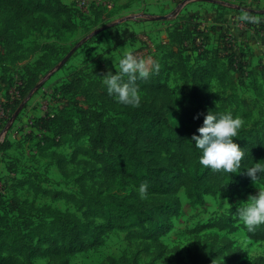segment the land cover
<instances>
[{"label": "rangeland", "instance_id": "obj_1", "mask_svg": "<svg viewBox=\"0 0 264 264\" xmlns=\"http://www.w3.org/2000/svg\"><path fill=\"white\" fill-rule=\"evenodd\" d=\"M35 1L46 8L41 14L46 23L38 21L24 37L13 34V53H6L5 42L0 41V89L20 81L25 94H31L25 103H14L0 122V146L7 147L0 152V185L5 189V194H0V206L15 216L22 227L48 221L42 212L45 207L81 217V210L72 200L52 199L43 191L83 198V181L87 190L101 193L107 202L121 195V186L104 184L99 165L90 158L107 155V150L82 138L74 144L64 142L54 150L41 151L43 132L34 127V121L59 113L60 120L71 122L66 132L69 137L82 121L93 125L106 118L114 120L115 116L106 109L93 102H81L78 90L72 93L61 86L72 82L76 76L71 74L81 71L91 75L96 66L102 67L105 74H114L122 47L133 53L145 50L141 58H155L162 69L164 64L178 61L171 51L179 46L184 51L181 63L189 79L204 57L197 56L193 48L201 46V50H218L225 58L232 56L234 70L202 86L204 115L209 110L231 112L243 118L240 130L261 129L264 125V0H167L171 5L168 9L163 7V0H154L157 11L149 9L146 0H98L101 7L92 8L91 12L77 10V6L84 9L89 0L83 5L77 0ZM107 3L111 9L105 8ZM184 11L189 17H184ZM185 20L197 23L203 30L201 36L196 35L191 24L184 25ZM173 23H182L181 31ZM6 25L5 20L0 21L1 37L6 34ZM199 38L203 44L198 43ZM88 79L85 76L84 83ZM136 83L141 102L163 112L176 132L184 133L190 140L198 124L181 114L186 96L177 74L164 70L159 78L151 75ZM70 85L74 89L73 83ZM140 149L146 150L144 146ZM51 151L60 154L64 161L59 163L50 157ZM154 154L164 157L159 148L154 149ZM22 181L25 183L17 185ZM246 188L248 192L243 197L206 196L202 205H191L181 191L177 194L178 208L169 229L161 235L160 246L149 243L146 254L143 246L128 243L124 233L112 232L101 246L73 255L69 263L110 264L109 260H119L117 264H264V241L250 240L239 218L231 217L224 230L212 227L216 219L258 191L251 179ZM132 192L137 190L126 186L123 194ZM12 198L19 203L13 212L9 209ZM157 203L143 199V208L148 210ZM94 225L90 222L88 230ZM31 264L51 263L36 257Z\"/></svg>", "mask_w": 264, "mask_h": 264}, {"label": "trees", "instance_id": "obj_2", "mask_svg": "<svg viewBox=\"0 0 264 264\" xmlns=\"http://www.w3.org/2000/svg\"><path fill=\"white\" fill-rule=\"evenodd\" d=\"M100 7L92 6L90 12L92 8ZM45 9L35 0H0V21L5 20L7 23L4 26L7 29L6 34L0 36V41L5 42L6 53L15 51L13 34L24 37L30 27L38 21L46 23L45 17L41 15ZM173 24L178 28V32L181 31L182 23ZM189 24L197 31L196 35L201 36L199 34L203 30L199 25L184 21V25ZM167 42V45L171 44L169 35ZM192 50L197 56L204 57L201 63L196 65L191 79L182 67L181 58L184 51L183 48L179 49V46L171 51L172 57L178 58V61L169 66L164 64L163 68L152 76L159 78L164 70L177 74L186 96L181 114L187 121L197 123L200 127L204 118L202 86L215 77H226L234 68L232 56L225 58L218 50ZM169 57L165 56V59ZM92 69L94 70L91 75H83L81 71L71 74L76 77L64 87L61 86V89L72 93L78 90L77 97H80L81 102H93L112 113L115 119L106 118L93 125L82 124V121L78 130L69 137L66 132L71 128V122L60 120L59 113L36 119L34 127L43 132L41 151L60 147L64 142L70 141L74 144L82 138H87L95 146L107 150V155H91L90 158L99 165L104 184L121 186V195L114 201L107 202L101 193L87 190L83 181L80 182L81 191L85 194L83 198H75L64 192L43 191L52 199L63 197L72 200L81 210V217L45 207L42 212L47 214L48 221L41 220L23 227L15 216L10 215L9 211L4 212V208L0 206V264H31L36 257H42L51 264H70V257L101 246L112 232L124 233V239L128 243H138L144 247L147 254L149 243L161 245V235L169 229L171 219L178 208L179 192L184 193L191 205H202L206 196L243 197L248 192L246 184L250 180L244 168L251 166L253 162H264L263 125L261 129H242L238 137L234 138V142L244 148L245 152L239 173L229 175L223 171L214 172L206 168L199 161V150L184 133L176 132L163 112L145 102H140L138 107L116 102L101 84L104 69L99 66ZM261 71L264 74V65L261 66ZM85 76L90 77L86 83L83 81ZM70 83H73L74 89ZM30 96L31 94H25L23 86L20 100L15 101V104L25 103ZM197 116L198 118L194 119ZM196 134L198 135L197 132ZM140 146H144L146 150H141ZM6 148L0 146V152ZM155 148H159L163 158L154 154ZM77 149L81 151L80 148ZM51 155L59 163L64 161L60 154L52 152ZM145 181L149 185L147 199L159 202L148 210L143 208V199L137 192L123 194L126 186L136 190ZM16 183L22 185L25 182ZM257 183L264 186V177ZM36 192L41 193L39 190ZM0 194L4 195L5 192ZM18 204L17 200L12 198L9 209L13 212ZM237 207L230 209L226 216L216 219L212 227L218 230L226 229L231 217L239 218L235 213ZM90 222L95 225L89 231ZM248 238L255 242L264 241V225L249 232ZM118 261L109 260V263L117 264ZM123 261L127 263L130 260ZM130 264L136 263L131 261Z\"/></svg>", "mask_w": 264, "mask_h": 264}, {"label": "clouds", "instance_id": "obj_3", "mask_svg": "<svg viewBox=\"0 0 264 264\" xmlns=\"http://www.w3.org/2000/svg\"><path fill=\"white\" fill-rule=\"evenodd\" d=\"M121 49L118 69L113 74L107 72L101 77V84L107 94L116 102L131 107H138L141 102L140 89L136 81L146 80L159 71L158 60L153 57L138 58L132 51ZM198 118L197 117H194ZM244 124L242 117L233 116L231 112L217 113L209 110L204 115L202 125L191 136L190 142L201 153L199 161L201 165L210 168L214 172L230 174L239 173L241 162L245 155L234 138ZM246 175L250 177L258 191L255 195H249L248 199L241 202L236 208V214L242 221L248 232L255 231L264 225V188L257 181L264 177V162H253L244 168ZM148 182H142L137 190L141 199L148 198Z\"/></svg>", "mask_w": 264, "mask_h": 264}, {"label": "built area", "instance_id": "obj_4", "mask_svg": "<svg viewBox=\"0 0 264 264\" xmlns=\"http://www.w3.org/2000/svg\"><path fill=\"white\" fill-rule=\"evenodd\" d=\"M79 5L85 4V0H77ZM99 1L98 0H89L85 4L84 9H82L80 6H77L78 10H83L85 12H89L91 7H98ZM105 8L111 9V4L107 3L105 4ZM82 12V11H81ZM199 44H203V39L199 38L198 39ZM147 44V43H146ZM148 47V44H147ZM201 50V46H199L198 51ZM142 53H146L145 50H140V52L134 53L138 58H141ZM23 88V84L20 81H15L13 82L12 85L10 86H4L3 88L0 89V122L3 121L5 118V115L8 113L9 108H12L15 101L20 100V92L21 89ZM7 116V115H6ZM47 116H52V114H48ZM0 185V192L4 194L3 187Z\"/></svg>", "mask_w": 264, "mask_h": 264}, {"label": "crops", "instance_id": "obj_5", "mask_svg": "<svg viewBox=\"0 0 264 264\" xmlns=\"http://www.w3.org/2000/svg\"><path fill=\"white\" fill-rule=\"evenodd\" d=\"M147 1H148V8L149 9H155V10H153V11H157V3L154 1V0H146V3H147ZM161 2V1H160ZM166 2H167V0H166ZM165 2V0H163V2H161L162 4H163V7L164 8H166V9H168V8H171V5H170V3L169 2H167L166 3ZM189 15L190 14H188V13H186L185 11H184V17H189ZM56 147H53V148H51V149H47V150H54ZM47 150H44V151H47ZM53 151H51L50 152V157H52V155H51V153H52ZM5 173L8 175V176H11V177H13V175H9L8 174V172L5 170Z\"/></svg>", "mask_w": 264, "mask_h": 264}, {"label": "water", "instance_id": "obj_6", "mask_svg": "<svg viewBox=\"0 0 264 264\" xmlns=\"http://www.w3.org/2000/svg\"><path fill=\"white\" fill-rule=\"evenodd\" d=\"M67 57H68V56H66V57L64 58V60H63V61H65V60L67 59Z\"/></svg>", "mask_w": 264, "mask_h": 264}]
</instances>
